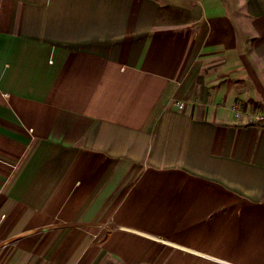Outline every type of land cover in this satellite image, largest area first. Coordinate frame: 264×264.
Instances as JSON below:
<instances>
[{
	"label": "crops",
	"instance_id": "obj_1",
	"mask_svg": "<svg viewBox=\"0 0 264 264\" xmlns=\"http://www.w3.org/2000/svg\"><path fill=\"white\" fill-rule=\"evenodd\" d=\"M260 116L264 0H0V264H264Z\"/></svg>",
	"mask_w": 264,
	"mask_h": 264
},
{
	"label": "built area",
	"instance_id": "obj_2",
	"mask_svg": "<svg viewBox=\"0 0 264 264\" xmlns=\"http://www.w3.org/2000/svg\"><path fill=\"white\" fill-rule=\"evenodd\" d=\"M178 104H179V106L181 108V107H183L184 102L183 101H178ZM263 119H264V116H260V120H263Z\"/></svg>",
	"mask_w": 264,
	"mask_h": 264
},
{
	"label": "rangeland",
	"instance_id": "obj_3",
	"mask_svg": "<svg viewBox=\"0 0 264 264\" xmlns=\"http://www.w3.org/2000/svg\"><path fill=\"white\" fill-rule=\"evenodd\" d=\"M107 263L106 264H111V260L109 259L108 261H106Z\"/></svg>",
	"mask_w": 264,
	"mask_h": 264
}]
</instances>
